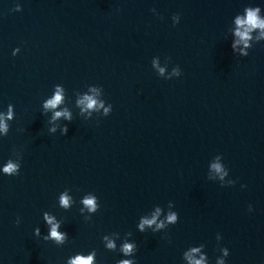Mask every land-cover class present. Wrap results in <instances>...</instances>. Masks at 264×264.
<instances>
[{"label":"water","instance_id":"1","mask_svg":"<svg viewBox=\"0 0 264 264\" xmlns=\"http://www.w3.org/2000/svg\"><path fill=\"white\" fill-rule=\"evenodd\" d=\"M248 2L0 0V107L11 103L16 112L0 160L13 149L23 155L18 177L0 176V264H64L93 248L100 264H116L119 255L106 252L101 237L129 231L138 264H183L182 252L201 243L214 261L216 233L230 250L228 264H264V44L239 58L224 39ZM154 56L170 58L169 70L179 65L182 76L159 78ZM56 84L73 102L74 91L102 86L112 114L76 116L67 136L49 135L41 102ZM217 154L235 186L206 179ZM65 188L77 200L99 197L90 222L78 205L56 207ZM169 201L179 213L170 243L163 233L135 230L140 215ZM44 211L63 221V247L33 236L37 226L45 232Z\"/></svg>","mask_w":264,"mask_h":264},{"label":"clouds","instance_id":"2","mask_svg":"<svg viewBox=\"0 0 264 264\" xmlns=\"http://www.w3.org/2000/svg\"><path fill=\"white\" fill-rule=\"evenodd\" d=\"M14 12H21L22 6L16 3ZM152 14L159 16L156 8L151 9ZM172 26H177L181 21L180 14H174L171 17ZM231 39V50L233 56L247 58L251 49L255 45L264 44V0H250L244 4L230 20L224 39ZM19 47L13 49L12 56L20 53ZM170 58L161 62L159 56H154L151 60V69L156 75L164 80L179 79L182 76V70L179 65L171 67L169 70ZM104 89L102 86L87 85L84 91H74V102L68 96L67 90L62 84L53 86L51 93L41 102V115L47 118V132L49 135L67 136L69 125L78 116L84 121L95 118H108L113 111V106L104 98ZM74 109L77 110L74 115ZM16 118L15 105L9 103L6 107H0V140L8 136L11 125ZM23 155L20 151L13 149L11 155L6 160H0V176L18 177L21 172ZM206 179L218 184L221 188L233 187L236 180L230 177V169L224 162L222 154L215 155L209 160L207 165ZM241 189L246 185L241 184ZM78 205L79 215L84 221L90 222L101 209L99 197L93 192H85L79 199H75L72 190L65 188L56 197V207L64 212L70 211ZM247 211L253 212L252 205L248 206ZM42 222L45 232L37 226L33 230V236L43 240L45 243H51L56 247H63L69 241L68 233L62 230L63 221L52 212L44 211L42 213ZM179 222V213L175 210V204L169 201L166 207L154 205L150 210L144 212L138 217L135 230L141 234L151 233L153 235L163 233L162 239H169L168 230L176 226ZM21 220L16 218L15 224L19 226ZM223 237L216 233V249L218 254L214 261L205 251L206 245H190L181 255L183 264H228L230 250L222 246ZM169 239V243H170ZM101 243L106 252L117 253L119 259L116 264H138L137 252L138 245L133 238L131 231L123 236L119 232H111L102 235ZM98 253L95 248L87 252H75L65 258L64 264H100L97 259Z\"/></svg>","mask_w":264,"mask_h":264}]
</instances>
